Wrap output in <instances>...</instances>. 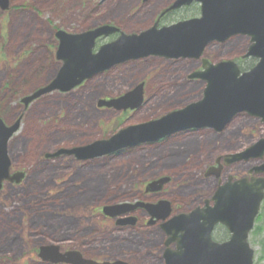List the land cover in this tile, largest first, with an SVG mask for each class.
I'll use <instances>...</instances> for the list:
<instances>
[{
	"label": "rangeland",
	"instance_id": "obj_1",
	"mask_svg": "<svg viewBox=\"0 0 264 264\" xmlns=\"http://www.w3.org/2000/svg\"><path fill=\"white\" fill-rule=\"evenodd\" d=\"M9 1V9L0 7V119L6 124L21 119L9 141L8 156L12 170L25 176L19 185L6 182L0 191V264H53L39 258L40 249L48 246L59 247L61 253L82 252L100 263L164 264L162 221L145 225L150 217L142 209L115 220L103 215V208L157 200V204L168 202L173 215L194 210L219 182L215 175L205 176L217 159L264 139L261 119L242 113L221 132H186L96 160L79 161L74 155L49 160L45 155L109 139L123 128L199 102L207 82L190 76L203 70V60L213 64L238 60L250 38L210 44L198 60L148 56L130 61L72 92H53L24 109L21 98L48 85L62 67L56 58L57 30L80 33L113 24L124 34L137 35L152 29L158 15L175 0ZM199 15V5H192L164 25ZM141 84L145 102L140 109L119 112L98 107L100 99H116ZM263 161L225 165L220 179L244 177ZM162 174L173 178L162 194L140 193L145 182ZM131 218L136 219L134 225L118 227L119 220ZM257 226L264 228V219ZM262 238L264 231L256 241L250 237L257 260L261 255L257 242Z\"/></svg>",
	"mask_w": 264,
	"mask_h": 264
},
{
	"label": "water",
	"instance_id": "obj_2",
	"mask_svg": "<svg viewBox=\"0 0 264 264\" xmlns=\"http://www.w3.org/2000/svg\"><path fill=\"white\" fill-rule=\"evenodd\" d=\"M201 4V16L159 28L158 20L152 29L139 35L121 34L114 41L100 46L98 38L109 37L119 32L115 26L105 25L80 34L60 30L57 60L62 67L54 80L31 96L23 98L27 108L36 99L54 91L70 92L84 81L113 67L148 56L166 59H200L205 48L213 43H224L237 35L249 36L252 44L248 56L259 59L250 71L241 72L235 62L216 65L203 61V71L190 78L207 82L202 100L168 115L131 126L119 131L107 140L73 150H59L47 154V158L75 155L78 160H92L110 156L141 144H152L188 129L213 128L222 131L234 116L245 112L261 118L264 122V0H176L166 13ZM3 10L8 9L9 0H0ZM143 85L118 99L100 100L99 107L117 110L139 109L143 103ZM21 119L7 125L0 119V190L5 181L21 183L24 173L11 175V160L8 144L18 132ZM264 158V139L240 154L226 156L227 165ZM214 173L212 168L207 175ZM252 178H242L220 185L212 197L213 205L206 202L204 208L173 217L161 226L167 236L163 253L165 264H254L255 249L249 237L255 226L264 201V163L254 167ZM167 178L148 185L147 191H158ZM133 207L117 206L105 208V214L116 217L128 213ZM157 220H166L170 205L148 207ZM134 221H132L133 223ZM225 226L230 238L224 242L213 240L217 225ZM175 244V249L169 248ZM59 247H42L39 257L54 264H91L78 252L61 253ZM115 264H125L117 262Z\"/></svg>",
	"mask_w": 264,
	"mask_h": 264
},
{
	"label": "flooded vegetation",
	"instance_id": "obj_3",
	"mask_svg": "<svg viewBox=\"0 0 264 264\" xmlns=\"http://www.w3.org/2000/svg\"><path fill=\"white\" fill-rule=\"evenodd\" d=\"M242 37V36H241ZM251 43V42H250ZM247 50H248V47L243 51V53H241L239 56H238V62H240L239 64H240V67H241V69L243 70V71H246V70H249V69H251V68H253L254 66H256L258 63H259V59L258 58H255V57H251V56H247ZM163 142V141H162ZM221 163H223V161H221ZM215 166H218V163H217V161H216V163H215ZM254 166H252L251 168H249V170H248V174L246 175V177H251L252 175L249 173L250 172V170L253 168ZM223 170V169H222ZM222 172V171H221ZM162 176H165V175H162ZM206 176V175H205ZM216 176V178H218L219 179V181L221 180L220 178H221V176L219 177H217V175H215ZM239 178H241V177H234V179H239ZM172 181H173V178L171 177V180H170V182L168 183V184H171L172 183ZM167 184V185H168ZM140 193L141 194H143L144 196H150V194H147L146 192H144L143 190H141L140 191ZM163 193V192H162ZM162 193H160V192H158V193H155V194H152V195H159V194H162ZM214 193V190H213V192L211 193V195L210 196H212V194ZM210 196L208 197V198H206V199H209L210 198ZM206 199H204V198H202L201 199V201H200V204L199 205H197L198 207H203L204 206V204H205V201H206ZM156 201L157 200H154V201H152L151 200V202L150 203H156ZM146 203H149V202H146ZM137 209H142L144 212H145V214L149 217L150 216V214H149V212L145 209V208H137ZM136 210V209H135ZM134 210V211H135ZM133 211V212H134ZM180 213V212H179ZM174 214H177V213H174ZM149 220L146 222V224L145 225H147V226H154L156 223H151V222H149Z\"/></svg>",
	"mask_w": 264,
	"mask_h": 264
},
{
	"label": "trees",
	"instance_id": "obj_4",
	"mask_svg": "<svg viewBox=\"0 0 264 264\" xmlns=\"http://www.w3.org/2000/svg\"><path fill=\"white\" fill-rule=\"evenodd\" d=\"M264 219V208L262 210L261 215L259 216L257 223H262ZM264 228L263 226H257L256 229L253 232V236L256 238L255 241L261 237V235L263 234ZM218 238L224 240L227 237L226 233H220L217 235ZM261 245V251H260V257L258 258L257 262L255 264H264V238H262L259 242H257Z\"/></svg>",
	"mask_w": 264,
	"mask_h": 264
},
{
	"label": "bare ground",
	"instance_id": "obj_5",
	"mask_svg": "<svg viewBox=\"0 0 264 264\" xmlns=\"http://www.w3.org/2000/svg\"><path fill=\"white\" fill-rule=\"evenodd\" d=\"M99 100V99H98Z\"/></svg>",
	"mask_w": 264,
	"mask_h": 264
}]
</instances>
